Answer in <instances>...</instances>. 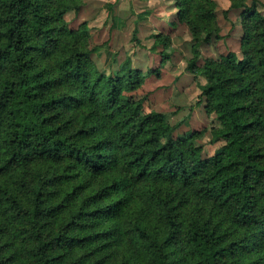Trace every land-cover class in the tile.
<instances>
[{
  "label": "trees",
  "instance_id": "16d2710c",
  "mask_svg": "<svg viewBox=\"0 0 264 264\" xmlns=\"http://www.w3.org/2000/svg\"><path fill=\"white\" fill-rule=\"evenodd\" d=\"M172 1L148 49L189 33L210 121L183 130L149 106L159 67L97 65L83 0H0V264H264V3ZM220 16L239 51L203 56Z\"/></svg>",
  "mask_w": 264,
  "mask_h": 264
},
{
  "label": "rangeland",
  "instance_id": "374dc122",
  "mask_svg": "<svg viewBox=\"0 0 264 264\" xmlns=\"http://www.w3.org/2000/svg\"><path fill=\"white\" fill-rule=\"evenodd\" d=\"M258 1L264 3V0ZM216 2L223 8H227L229 5L228 0H216ZM108 3H111V5H108ZM172 6V0H83V4L77 12L70 10L65 17L71 26H77L83 20L87 22L90 44L99 45L100 47L98 53L92 54L100 68L104 67L107 71L115 70L126 56H130L131 65L140 68L144 73L150 68L159 67V75H156L154 71L146 78V88L155 89V91L161 92V95L165 93L164 99H167V93L171 91V88H181V93L170 95L169 101H162L159 96V103L153 104V107L168 108L171 111V108L179 110L180 106L177 103H185L179 111L182 112L181 120L184 121L180 126L183 130L188 127H199L207 124L210 120L206 118L202 105L190 107L192 104L194 105L197 97L196 93L199 91L196 82H201L203 79L199 76L194 78L185 69L186 60L191 55L190 37L187 29L179 26L172 31V42L168 48L171 55L167 61L160 62L159 54L148 49L153 40L151 38L152 32L158 29L168 30V28L162 29V25L167 27V21H165V24H163V21L156 22L157 25H161L160 28L154 26L153 23L158 18L157 14L162 15L164 19L169 17V21L173 17L169 14ZM262 11L264 12V6ZM230 16L233 19L232 21L238 20L236 11L230 12ZM219 22L222 39L202 45L203 56L216 55L226 49L239 51V26L234 30H230V23L226 22L221 16ZM134 27L137 28L136 35L139 42H135L132 38ZM114 38H117V41H114ZM105 57L110 58L109 65L103 62ZM163 67L166 68L161 71ZM139 91L146 92L143 89ZM152 103H149V106ZM170 115L171 122L177 121L176 117H172L173 114ZM209 137L208 134L204 139L207 140ZM213 149L214 145L207 142L205 153L210 154Z\"/></svg>",
  "mask_w": 264,
  "mask_h": 264
},
{
  "label": "crops",
  "instance_id": "0c3cea01",
  "mask_svg": "<svg viewBox=\"0 0 264 264\" xmlns=\"http://www.w3.org/2000/svg\"><path fill=\"white\" fill-rule=\"evenodd\" d=\"M176 11V7L175 6H172V8L170 9V11H169V14H171L172 16H173V13ZM161 13V12H160ZM168 14V15H169ZM157 17L158 18H156V20L154 21V26L155 27H159L160 28V26L161 25H157L158 23H156V22H159V21H163L164 23L163 24H165V21H167V27H164L163 25H162V29H167V28H169V24H168V18L169 17H166V19H164V17L162 16V15H160L159 13L157 14ZM171 17V16H170ZM155 19V18H154ZM114 41H117V38H114ZM100 51V49L98 50V52ZM97 52V53H98ZM109 54H110V52H108ZM103 62H105L106 64H108V63H110L111 62V60H110V58H107V57H105V58H103ZM98 65V64H97ZM109 65V64H108ZM104 68V67H103ZM166 68V67H165ZM164 67L163 68H161V71H163L164 69H165ZM178 75V74H177ZM157 78V77H156ZM156 87L158 86V84L157 85H155ZM181 93V88H179V89H173V88H171V91L169 92V93H167L168 94V96L166 97L167 99H164V94H162L161 95V92H157V91H153L152 92V94H151V96H150V98H149V100L151 101V102H153V104H158L159 102V100H158V98H159V96H160V98H162L161 100L163 101H169L168 99L170 98V95H173V94H177V95H179ZM197 93H198V91H197ZM197 93H196V95H197ZM163 96V97H162ZM155 98V99H154ZM160 100V101H161ZM177 103V102H176ZM179 106H180V108H179V110H177L176 111V113L175 114H173V118H177V121H179V120H181V117H182V112H179L180 110H181V108L184 106V104L185 103H177ZM201 105V104H200ZM159 109L160 110H162V111H164V112H167L166 110H168V108L167 109H163V108H160L159 107ZM171 110H175V109H173V108H171ZM168 111H170V109L168 110ZM187 115V114H186ZM186 115H184V116H186ZM174 122H176V121H174Z\"/></svg>",
  "mask_w": 264,
  "mask_h": 264
}]
</instances>
